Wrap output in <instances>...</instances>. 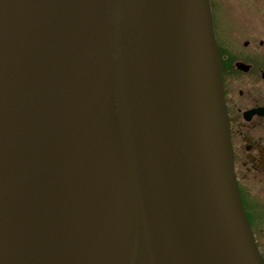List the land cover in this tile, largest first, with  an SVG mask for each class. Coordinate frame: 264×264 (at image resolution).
Returning <instances> with one entry per match:
<instances>
[{
    "label": "water",
    "instance_id": "obj_1",
    "mask_svg": "<svg viewBox=\"0 0 264 264\" xmlns=\"http://www.w3.org/2000/svg\"><path fill=\"white\" fill-rule=\"evenodd\" d=\"M0 264H264L210 0H0Z\"/></svg>",
    "mask_w": 264,
    "mask_h": 264
},
{
    "label": "flooded vegetation",
    "instance_id": "obj_2",
    "mask_svg": "<svg viewBox=\"0 0 264 264\" xmlns=\"http://www.w3.org/2000/svg\"><path fill=\"white\" fill-rule=\"evenodd\" d=\"M210 1L237 186L264 260V0Z\"/></svg>",
    "mask_w": 264,
    "mask_h": 264
},
{
    "label": "rangeland",
    "instance_id": "obj_3",
    "mask_svg": "<svg viewBox=\"0 0 264 264\" xmlns=\"http://www.w3.org/2000/svg\"><path fill=\"white\" fill-rule=\"evenodd\" d=\"M253 13V12H252ZM249 23V22H248ZM260 24H264V23H260Z\"/></svg>",
    "mask_w": 264,
    "mask_h": 264
}]
</instances>
